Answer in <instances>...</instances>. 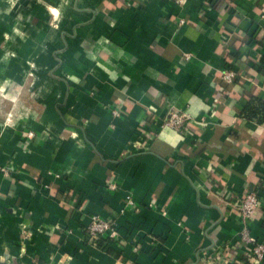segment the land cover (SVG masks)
Returning a JSON list of instances; mask_svg holds the SVG:
<instances>
[{
	"label": "crops",
	"instance_id": "1",
	"mask_svg": "<svg viewBox=\"0 0 264 264\" xmlns=\"http://www.w3.org/2000/svg\"><path fill=\"white\" fill-rule=\"evenodd\" d=\"M254 96L264 0H0V264H241L230 202L258 193L264 237ZM92 214L119 237L86 242Z\"/></svg>",
	"mask_w": 264,
	"mask_h": 264
},
{
	"label": "built area",
	"instance_id": "2",
	"mask_svg": "<svg viewBox=\"0 0 264 264\" xmlns=\"http://www.w3.org/2000/svg\"><path fill=\"white\" fill-rule=\"evenodd\" d=\"M177 3H184L186 0H174ZM236 71L230 68H226L221 72V78L224 82H233L236 77ZM115 115H119L120 111L115 109ZM191 119L190 115L186 111L170 108L167 114L161 118L162 127H171L178 131H185L187 129V123ZM29 136H33L32 132H29ZM4 174H8L7 168H2ZM115 188V183L109 185ZM127 203L134 205V199L129 196ZM233 209H236L241 216V229L239 233L238 244L241 245V250L248 259H239L241 264H264V237H257L252 233L251 222L256 212L261 208V201L256 191H250L245 195L236 198L229 204ZM103 237L107 239H116L119 237L118 226L114 220H110L101 217L98 214L91 215V221L86 225L84 229V239L89 244L98 245V242ZM237 243V242H236ZM220 247H215L214 253L204 254L202 257L210 260H214L216 255L220 252ZM200 259V258H199Z\"/></svg>",
	"mask_w": 264,
	"mask_h": 264
},
{
	"label": "trees",
	"instance_id": "3",
	"mask_svg": "<svg viewBox=\"0 0 264 264\" xmlns=\"http://www.w3.org/2000/svg\"><path fill=\"white\" fill-rule=\"evenodd\" d=\"M216 5V3L214 4ZM243 114L252 119H256L258 122H264V100L259 96L251 97L247 104L243 108ZM104 243L100 239L98 242L99 246H102ZM107 245H105L106 247ZM110 249V248H108Z\"/></svg>",
	"mask_w": 264,
	"mask_h": 264
},
{
	"label": "clouds",
	"instance_id": "4",
	"mask_svg": "<svg viewBox=\"0 0 264 264\" xmlns=\"http://www.w3.org/2000/svg\"><path fill=\"white\" fill-rule=\"evenodd\" d=\"M49 10L53 14L54 18H59L61 13V8L58 6H49Z\"/></svg>",
	"mask_w": 264,
	"mask_h": 264
}]
</instances>
